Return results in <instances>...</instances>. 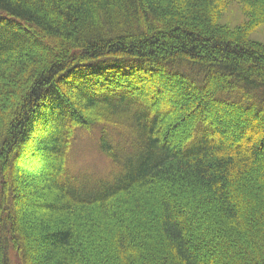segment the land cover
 <instances>
[{"label": "trees", "instance_id": "trees-1", "mask_svg": "<svg viewBox=\"0 0 264 264\" xmlns=\"http://www.w3.org/2000/svg\"><path fill=\"white\" fill-rule=\"evenodd\" d=\"M260 25L264 0H0V264H264Z\"/></svg>", "mask_w": 264, "mask_h": 264}, {"label": "rangeland", "instance_id": "rangeland-1", "mask_svg": "<svg viewBox=\"0 0 264 264\" xmlns=\"http://www.w3.org/2000/svg\"><path fill=\"white\" fill-rule=\"evenodd\" d=\"M247 22H248L247 18L245 17L242 11V7L237 3H231V4L226 5V7L220 13L219 24L224 25L228 27L229 29L242 28V26H244L245 23ZM250 31H252L249 34L250 40L264 44V26L263 25L252 27ZM148 85L150 86L151 84L148 83ZM148 92L145 95H147ZM167 97H168L167 93L162 94L161 97L159 96L156 101H153V109L160 110L162 112V122L164 124L175 125V123L180 122V118H181L180 116H181L182 111L179 109V106H174L172 110L165 108L166 105L169 106L173 104V101H174L171 98V100L170 99L168 100V102L170 101L169 103L167 102L164 103L166 100L165 98ZM189 121H186L185 123L182 122L181 126L179 127V130L183 128L185 131H190L193 119ZM96 135H97V131H94L93 133H90V134L85 133L83 137L79 136L77 138L76 144L74 143L73 149L71 150L72 152L70 153V156H71L72 166L76 168H80L79 171L81 173L87 172L88 169H90L91 171L99 172L100 171L99 169H106L108 167L107 161L103 158V156L100 155L94 143L96 142ZM23 162L29 165L28 167L31 169L29 172L31 174V178L33 174L39 173V172H36V170L40 169V171H42L41 173H43V171L45 172L49 169V166H48L49 162L46 158H42V157L36 158L32 156V153L25 155ZM34 178H37V176H35ZM35 181L38 182L40 180L35 179ZM40 194L41 195L44 194V191L42 192L39 191L38 193L36 188L35 189L28 188V192H26L28 199L31 201L38 199V197L41 196ZM147 206L151 208L149 204ZM36 216L37 215L33 216V218H35V220L37 221L38 217ZM52 220L56 222L55 219H52ZM86 252L87 250L85 249V253ZM92 254L96 255V252H92ZM81 259H83L82 255H81Z\"/></svg>", "mask_w": 264, "mask_h": 264}]
</instances>
